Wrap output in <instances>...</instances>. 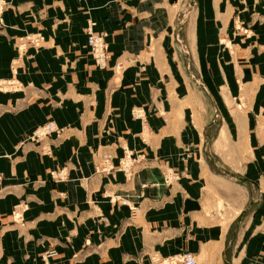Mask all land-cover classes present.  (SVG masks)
Returning a JSON list of instances; mask_svg holds the SVG:
<instances>
[{"label": "crops", "instance_id": "0c3cea01", "mask_svg": "<svg viewBox=\"0 0 264 264\" xmlns=\"http://www.w3.org/2000/svg\"><path fill=\"white\" fill-rule=\"evenodd\" d=\"M193 1L180 18L184 0H6L0 264H42L50 247L60 264H164L187 249L200 264H264V0ZM237 17L253 34H236ZM220 28L240 41L221 61L206 44ZM39 32L13 64L20 37ZM48 121L59 130L29 136ZM167 165L180 175L171 188Z\"/></svg>", "mask_w": 264, "mask_h": 264}, {"label": "built area", "instance_id": "2783aa9c", "mask_svg": "<svg viewBox=\"0 0 264 264\" xmlns=\"http://www.w3.org/2000/svg\"><path fill=\"white\" fill-rule=\"evenodd\" d=\"M6 5V0H0V13L3 12ZM90 20V19H89ZM95 21H91V24H87V44L91 51V54L94 57V61L99 67H106L108 65L109 58L111 56L110 50L108 48V42L104 32L97 31L95 29ZM43 35L39 33H27L20 37L17 45V58L13 60V64H16L17 61L23 57L27 50L30 47H38L42 44ZM121 62L116 63V68L120 69ZM16 80L11 79L10 82ZM17 83V82H16ZM59 128L54 123V121H48L46 124L37 127L32 134H29L30 137L36 139H42L43 137L49 135L50 133L58 131ZM133 162L130 152L127 150L126 153V164L131 165ZM52 175L56 178H62L60 171H52ZM58 255V250L55 247H50L46 249L42 254V264H60L59 261L55 260V257ZM180 261L182 264H198L196 254L191 250L181 251L175 259L172 261Z\"/></svg>", "mask_w": 264, "mask_h": 264}, {"label": "rangeland", "instance_id": "374dc122", "mask_svg": "<svg viewBox=\"0 0 264 264\" xmlns=\"http://www.w3.org/2000/svg\"><path fill=\"white\" fill-rule=\"evenodd\" d=\"M193 5H194V1L193 0H184V4L182 5L181 11H180V13H181L180 18L182 17V15H184L183 14L184 13L183 11L190 10L193 7ZM184 16L186 17V15H184ZM237 18H236L235 23L233 24L234 26L232 28L233 30L236 29V30H234V31H236V34L237 33H244L245 35L253 34V32H252L253 30H252L251 26H249L248 24L244 23L243 20H241L239 18L237 19ZM185 22L187 24L186 35H188V34H190L189 28L191 26V23L190 22H187V21H185ZM177 27L179 28V22L177 23ZM182 27L183 26L181 25V28ZM216 31L217 32H216L214 38H209V37L206 38V44H208V47H210L212 49L211 51H214L215 49H218V54L217 55H218V59L220 61L222 59V55L220 54L221 50L227 51L229 53L230 57H234L235 56V53L238 51L237 50L238 47L240 46L239 45L240 44V41L237 38L229 37V34H228L229 30H228V28H226V29L220 28V29H218ZM190 41H193L194 42V38H191L190 39V37H189V39H185V42L186 43L187 42H190ZM107 42H108V40H107ZM177 47H178V49L180 51L179 55H177V56L180 59V61L182 62V69H183V71L186 72L187 77H189L187 68H188V62H189V59H190V54L184 52V50L182 48V45H181V43H179L178 40H177ZM108 48H109V43H108ZM109 50H110V48H109ZM110 54H111V51H110ZM110 58H111V56H110ZM93 59H94V57H93ZM205 59H206V62L208 64L211 63V61H212V59L210 58L209 55H205ZM218 59H217V61L219 62ZM193 62H194V58L192 60V64L191 65H193ZM108 63H109V61H108ZM94 64H95V66L99 67L96 64L95 61H94ZM194 64L196 65V62H194ZM115 66H116V64H115ZM121 66H122L121 67V69H122L124 67L123 66V63L121 64ZM106 67H102V68H106ZM99 68L102 69L101 67H99ZM143 68H144V65H143L142 69ZM121 69L119 71H121ZM197 71L199 73L201 72L200 70H197ZM238 72L237 71H233V73L235 74V77H239ZM209 73H213L214 76H216V74H217V73H215L214 70H210ZM233 104L234 105H237L236 102L235 103L233 102ZM238 105L245 107V104L241 100L238 103ZM190 156H192L191 155V145L190 144L184 145L183 150L180 151V157H181V159L187 160V159H189ZM124 166H127V164H126V155L124 157ZM179 177H180V175L178 174V171L174 167H172L170 165H167L166 170L164 172V182L167 184V186H169L171 188L175 184V181H177V179ZM208 190H210V188ZM221 208H222V205H221V203H219V210H221ZM208 213L209 214H212L213 212L208 209ZM196 256H197V254H196ZM201 259H202V256L201 257L200 256H197L198 264H200ZM164 264H182V263L180 261H177V260L176 261H169V260H167Z\"/></svg>", "mask_w": 264, "mask_h": 264}, {"label": "bare ground", "instance_id": "6f19581e", "mask_svg": "<svg viewBox=\"0 0 264 264\" xmlns=\"http://www.w3.org/2000/svg\"><path fill=\"white\" fill-rule=\"evenodd\" d=\"M3 11H4V10H3ZM91 21H92V20L89 21V23H88L89 25L91 24ZM137 114H140V112L137 111ZM177 255H178V254L174 255V256L172 257V260L175 259Z\"/></svg>", "mask_w": 264, "mask_h": 264}]
</instances>
